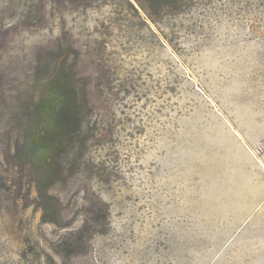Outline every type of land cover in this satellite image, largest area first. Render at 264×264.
<instances>
[{"label": "rangeland", "instance_id": "1", "mask_svg": "<svg viewBox=\"0 0 264 264\" xmlns=\"http://www.w3.org/2000/svg\"><path fill=\"white\" fill-rule=\"evenodd\" d=\"M159 10L0 0V264H264V0ZM54 78L84 111L49 178Z\"/></svg>", "mask_w": 264, "mask_h": 264}, {"label": "trees", "instance_id": "2", "mask_svg": "<svg viewBox=\"0 0 264 264\" xmlns=\"http://www.w3.org/2000/svg\"><path fill=\"white\" fill-rule=\"evenodd\" d=\"M134 1L147 18L154 22L155 15L160 14L159 9L169 3H176L177 0ZM157 5L161 6L156 8ZM132 6L134 7L133 4ZM26 15L23 19L28 18L29 15ZM51 83L50 94L44 104V112L50 122L34 134L32 143L46 154L44 163L49 170V178H54L63 173L61 158L71 153L76 135L82 130L84 106L79 91L58 78H54ZM57 168L61 171L56 170ZM47 257L50 264H58L54 256L47 254Z\"/></svg>", "mask_w": 264, "mask_h": 264}]
</instances>
